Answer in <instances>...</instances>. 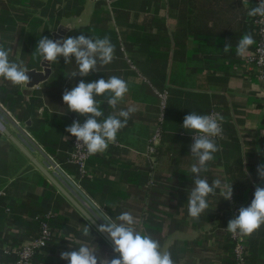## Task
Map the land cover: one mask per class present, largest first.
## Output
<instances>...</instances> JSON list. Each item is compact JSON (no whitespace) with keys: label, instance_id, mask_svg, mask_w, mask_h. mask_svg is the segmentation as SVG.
<instances>
[{"label":"crops","instance_id":"obj_1","mask_svg":"<svg viewBox=\"0 0 264 264\" xmlns=\"http://www.w3.org/2000/svg\"><path fill=\"white\" fill-rule=\"evenodd\" d=\"M65 4L66 0H0V43L13 48L10 59L23 61L28 69L39 68L41 59L28 67L30 40L42 35L44 30H48L45 35L51 39V32L66 21L77 23L73 30L92 24L99 29L98 33L108 34L99 38H110L115 46V58L110 64H98V72L86 77H71L79 68L75 62L68 63L63 71L67 74L64 82L58 84L46 85L51 76L34 89L0 82V107L5 112L0 111V122L53 172L42 155L31 149L19 134L13 121L21 126L97 209H103L113 219L121 212H131L138 219V229L159 240L162 248L170 251L175 264H227L229 220L221 226L220 217L225 211L232 216L231 208L237 209V204L228 201L227 209L224 208L217 189L215 195L207 198L209 207L199 219L190 217L187 197L194 179L191 166L196 161L190 153L189 130L182 124L184 117L193 111L208 115L215 110L224 117L222 141L225 143L218 144L220 150L208 163V171L200 174L210 184L217 178L225 182L227 167L237 160L244 170L247 165L254 167L258 176L257 166L264 164V91L255 67L247 61L256 43L251 25L241 22L237 29L227 30L222 26L225 21L219 17L214 24L211 20L203 21L214 29L212 32L194 33L186 29L184 0H85L79 14L62 17L54 27L52 13ZM245 34H251L255 43L241 58L236 54V45ZM225 44L231 45L227 53L223 51ZM111 76L124 79L129 91L116 110L108 106L107 93L97 97L105 116L129 107L136 111L127 126L117 133L115 143H110L104 153L90 155L86 173L81 176L77 167L67 160L70 141L65 129L74 117L81 123L87 117L69 111L62 95L81 80L93 82ZM11 87L17 90L8 92ZM37 89L43 105L37 109L42 124L35 132L46 147L3 105L5 99L16 103V107L20 100L30 102ZM167 97L171 98L172 112L165 119ZM161 113L160 127L164 130L156 146L159 154L151 179L146 152ZM6 144H11V149L7 148V162L19 161L18 153L12 149L20 151L0 130V160ZM26 164L32 165L28 159ZM6 171L0 167V251L8 248L15 251L33 238L38 230L37 217L52 212L60 227L53 228L51 239L36 254L33 264H68L60 259V254L78 248L81 242L96 246L98 256L108 259L118 256L33 165L25 171L18 168L10 173ZM35 173L44 179H38ZM54 175L96 220L98 213L66 181ZM84 224L91 225L92 236L82 235ZM256 264H264V255L258 257Z\"/></svg>","mask_w":264,"mask_h":264},{"label":"clouds","instance_id":"obj_2","mask_svg":"<svg viewBox=\"0 0 264 264\" xmlns=\"http://www.w3.org/2000/svg\"><path fill=\"white\" fill-rule=\"evenodd\" d=\"M247 14L252 17H264V0H259L258 5L251 8ZM254 43L251 34L243 35L236 45L237 56L244 58ZM230 49L231 45L225 44L223 51L227 53ZM114 53L115 46L109 37L93 39L80 34L63 40L41 36L32 55L40 57L49 64L58 62L60 57H63L65 64H68L72 63L74 58L79 71L74 72L71 77L76 75L86 77L91 72H98V64L101 66L110 64L115 58ZM12 55H14L13 48H6L0 43V82L7 81L13 86L28 87L31 82L27 74L29 70L23 61L11 60ZM128 91V83L117 76H111L107 80L101 78L93 82L81 80L70 90L65 89L62 99L67 109L79 116L87 117L83 123L75 120L65 129L76 138L77 147L83 146L89 155H95L104 153L110 143L116 142L117 133L127 126L128 119L136 109L129 107L105 116V112L100 107L102 103L97 97L107 93L108 106L116 110ZM223 120L224 117L219 113L204 115L195 111L190 112L183 120L182 127L194 133L190 153L196 162L191 166L194 179L187 197L188 213L193 219L198 220L208 209L207 198L209 195H215L217 189L226 201H230L233 196L232 184L222 182L219 178L210 184L200 175L208 171V163L214 160V154L220 150L213 138L222 135ZM257 173L259 178L264 180V164L257 166ZM98 210L96 220L103 221L98 231L107 234L112 241L113 252L118 256L111 259L98 256L96 246L81 242L78 248L62 252L60 259L67 261L68 264H175L170 251L162 248L159 240L138 229V219L131 212H121L113 219L103 209ZM262 225H264V187L257 186L250 205L241 207L239 214L229 220L226 229L233 235L239 233L242 236H251ZM90 229L91 225L84 224L82 235L84 237L91 235Z\"/></svg>","mask_w":264,"mask_h":264},{"label":"trees","instance_id":"obj_3","mask_svg":"<svg viewBox=\"0 0 264 264\" xmlns=\"http://www.w3.org/2000/svg\"><path fill=\"white\" fill-rule=\"evenodd\" d=\"M84 1L85 0H66V4L62 8L54 9L52 13V18L55 17V22L52 23L53 26L55 27L59 23V20L62 17L79 14L83 8ZM257 5L258 4L256 0H184L183 18L188 32H194V33L204 32V31L212 32L214 29L212 27L209 28L206 25H204L203 21L211 20L212 23L214 24L215 21H217V18L219 17H221L225 21L222 24V26L224 25L225 29L227 30H232L235 28L237 29L240 25H242L243 22L250 24L253 30L252 20L254 17L249 16L247 13L251 8L256 7ZM95 27L92 24H88L85 27H80L71 31L69 36H78L80 34H84L86 36H90L93 39H95V37H100V35H108V34L98 33L97 30L99 29H96ZM46 31L48 32V30H44L42 32V35L40 34V36H38L37 38L30 40L31 59L29 61L28 67L37 64L41 59L40 57L33 56L32 54L34 53L37 47L39 39L41 38V36L45 35ZM45 36L49 37L48 35ZM72 62H75L74 58ZM65 65L66 64L63 57H60L58 62H52L53 73L50 79L48 80V82L46 83V85H53V84H58L60 82H64V78L67 75L65 72H63ZM12 90L16 91L17 89L11 87L10 89H8V92H11ZM34 94L35 95L30 98V102H23L22 100L18 101L17 104L18 107H16V103L14 105L7 99L3 100V105L9 111L14 113L15 117L20 122L25 123L27 119L31 118V124L27 128L31 133H33L35 137H37L39 143H41L43 146L46 147L45 142L42 141V139H40V137L35 132L37 127H40L42 124V120L39 119L38 117L37 109L43 105V100L41 98V94L38 91V89L35 90ZM17 108L19 112H16ZM171 110H172V101L170 97H167L166 106L163 111L165 115V119L168 116V114L172 112ZM222 129H223L222 137H221L222 139L221 138L218 140L214 139L217 145L218 144L224 145L225 143V141H222L225 138L224 125H222ZM163 130L164 129L162 128L161 132ZM192 133L193 132H191L190 130L188 131V135H191ZM10 145L6 144L2 149V158L0 160V167L6 168L7 169L6 173H10V171L11 172L15 171L17 168L20 169L21 171H25L28 168H31L32 165H30L29 167L26 164L27 159L20 152L13 149L12 151L18 153L19 155L18 157L20 159L19 161L13 162L12 164L7 162L6 160V157L8 155L7 148L11 149ZM158 154H159V150H157L156 152V157ZM155 165L153 168H151L149 163V172L152 171L153 176L155 172ZM255 171L256 169H254V167L252 168L251 165H247V167L244 170L243 168H241L240 162L238 160L235 161L232 166L227 167L226 170L227 176L225 182L232 184V188H233L232 201L237 204L236 216L239 214V209L241 207H247L250 205L252 199L254 198L255 188L257 186L264 187V180L259 179ZM78 174L80 175L79 171ZM35 175L36 177H38V179H44V177L39 173H35ZM153 176L151 179H154ZM253 182L256 186L253 184ZM46 186L52 187L49 183H46ZM219 200L222 206L227 209L228 201L224 200L223 196H221ZM42 214L44 213H41L40 215ZM37 219H38V230H39L40 219L39 217H37ZM220 219H221V226L226 224L228 220H231V215L229 211H225L221 215ZM49 223L51 225V228L60 227L59 220L54 216V213H52V216L49 219ZM38 230H37V234H38ZM90 231L91 234L94 233L92 230ZM242 237L245 248V264H256L258 257L264 255V225H262L261 228L258 229L256 232H254L251 236H242ZM228 241L230 242V255L227 264H233L232 252H231L233 243L230 238H228ZM17 249H19V247H16V250ZM39 251L40 250H38L32 257L31 264H33L32 261ZM15 259H16V254L14 250H12V248H8L0 251V264H12L14 263Z\"/></svg>","mask_w":264,"mask_h":264},{"label":"built area","instance_id":"obj_4","mask_svg":"<svg viewBox=\"0 0 264 264\" xmlns=\"http://www.w3.org/2000/svg\"><path fill=\"white\" fill-rule=\"evenodd\" d=\"M256 2L258 4L259 0H256ZM252 25H253L254 34L256 36V43L254 49L248 55L247 61L255 67L257 72V77L264 91V17L255 16L252 20ZM162 107H164V100L162 102ZM216 113L217 111L215 110L209 112V114L212 115ZM159 118H160L159 125L155 129L153 135L150 138L146 152L151 168H153L154 165L156 164V151H157L156 146L159 142L160 134H161L160 123L163 118L162 113ZM75 120L77 119L74 117L70 125ZM68 135L70 141V149L67 151L68 162L74 164L77 167V170L79 171L80 175L82 176L86 173V169H85L86 162L90 157V155L87 153L85 147L83 146L77 147V140L74 136H71L69 133ZM192 135H194V133L190 135L191 144L194 142ZM221 137L222 135L215 137L213 139L218 140ZM150 173L152 175V171ZM230 201H232V199ZM231 209L233 212L231 219H233L236 217L237 209L234 206ZM51 216H52L51 212H47L42 215H39L40 220H39L38 234L35 237L31 238L30 240L22 243L19 249L14 251L16 254V259L12 264H31V259L34 256V254L42 247H44L52 237L53 228H51V225L49 223V219L51 218ZM228 235L233 243V247H232L233 264H245V248L243 243V237L239 233L233 235L232 233L228 232Z\"/></svg>","mask_w":264,"mask_h":264},{"label":"water","instance_id":"obj_5","mask_svg":"<svg viewBox=\"0 0 264 264\" xmlns=\"http://www.w3.org/2000/svg\"><path fill=\"white\" fill-rule=\"evenodd\" d=\"M77 23L66 21L57 25L56 29L51 32V39L66 38L67 34L76 27ZM27 73L30 76L29 89H34L40 84L46 82L52 74V65L47 61H40L39 68H29ZM3 114L5 112L1 109ZM14 123L15 128L23 139L29 144L31 149L36 150L45 159V162L53 168V172H50L37 158L31 153L30 149L27 148L15 135L9 132L5 126L0 122V130L5 137L28 159V161L83 215V217L97 230V232L113 247L112 241L105 233L98 231L99 223L82 207V205L59 183L54 174H57L60 178L66 181L72 189L80 195L97 213L98 209L95 205L84 195V193L77 187V185L64 173V171L55 163V161L49 157V155L24 131V129L17 123ZM31 120L27 119L25 125L29 126Z\"/></svg>","mask_w":264,"mask_h":264},{"label":"rangeland","instance_id":"obj_6","mask_svg":"<svg viewBox=\"0 0 264 264\" xmlns=\"http://www.w3.org/2000/svg\"><path fill=\"white\" fill-rule=\"evenodd\" d=\"M44 87V86H41V88ZM23 123V122H22ZM22 125V124H21Z\"/></svg>","mask_w":264,"mask_h":264}]
</instances>
